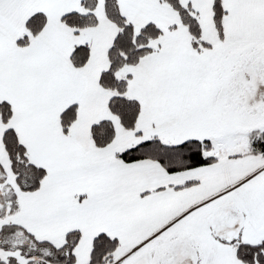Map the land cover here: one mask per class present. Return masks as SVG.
Returning a JSON list of instances; mask_svg holds the SVG:
<instances>
[{"label": "snow or ice", "instance_id": "1", "mask_svg": "<svg viewBox=\"0 0 264 264\" xmlns=\"http://www.w3.org/2000/svg\"><path fill=\"white\" fill-rule=\"evenodd\" d=\"M0 264H264V0H0Z\"/></svg>", "mask_w": 264, "mask_h": 264}]
</instances>
